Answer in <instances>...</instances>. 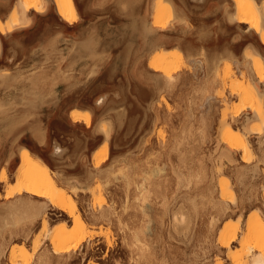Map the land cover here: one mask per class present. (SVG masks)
I'll list each match as a JSON object with an SVG mask.
<instances>
[{
  "label": "rangeland",
  "instance_id": "1",
  "mask_svg": "<svg viewBox=\"0 0 264 264\" xmlns=\"http://www.w3.org/2000/svg\"><path fill=\"white\" fill-rule=\"evenodd\" d=\"M7 1L10 9L2 13L0 6V21L8 23L16 0ZM123 1L133 2L127 3L132 9ZM184 1L198 9L199 2ZM255 1L260 4L263 0ZM74 2L77 11L70 24L60 19L52 0H42L35 3L42 13L28 12L27 25L5 26L6 32L13 30L0 35V104L5 106L0 112V170L4 168L6 174V180L0 182V211L18 197L13 193L4 198V194L17 182L19 152L26 148L48 166L51 177L68 196L69 212L84 224L78 235H84V241L68 253H53L52 227L61 224L74 232L76 224L67 211L48 207L45 227L41 218L0 226V264H36L41 254L48 257L49 264H235L238 256L242 264H251L256 252L263 254L257 246L264 238V172L263 178L256 177L257 170L248 164L256 159L250 134L257 132L262 138L259 149L264 146V132L259 133L258 128L264 119V96L257 101L261 106L257 120L252 111L256 102L250 100L256 105L241 110L246 95L236 89L245 83L252 91L264 92V79L260 85L250 77L249 55H245L250 47L241 40L245 27L237 28L224 18L219 44L223 48L198 49L195 33L211 20L193 17L187 21L192 32L188 41L194 48L164 54L165 63L154 72L150 64L156 65L162 54L150 53L151 34L142 38L136 29L144 22L152 33L158 30V36L181 33V29L174 30L179 22L169 0ZM223 3L227 12H234L230 0ZM117 5L125 9L119 13L130 18L119 16ZM130 23L136 32L129 37ZM149 25L157 28L152 30ZM230 34L240 40L227 49ZM87 39L91 41L89 51L82 47ZM40 69L48 74L42 70L41 88L30 91L27 77ZM260 76L264 78V69ZM73 109L85 112L78 123L69 117ZM9 122L14 127L9 128ZM31 125L43 132L41 140L34 137ZM228 127L241 134L245 150L230 148L223 141ZM239 151L242 163L233 154ZM94 152L104 164L98 167H109L110 173L103 168L107 175L102 178L93 177ZM21 193L28 204L43 202ZM102 209L109 212L110 219H95L93 215ZM177 210L191 216L190 225L182 227L184 232L179 229L183 233L176 232L172 221V212ZM255 217L263 227L250 224ZM234 226H238L235 241L222 247V233ZM21 251L24 257L18 256Z\"/></svg>",
  "mask_w": 264,
  "mask_h": 264
},
{
  "label": "bare ground",
  "instance_id": "2",
  "mask_svg": "<svg viewBox=\"0 0 264 264\" xmlns=\"http://www.w3.org/2000/svg\"><path fill=\"white\" fill-rule=\"evenodd\" d=\"M37 1H42V0H16V3H15V5H14V7H13V9H12V11H11V14H12V16H10V18H11V20L10 21H8V23L5 21V22H1L0 21V33H5L6 31H5V26L6 27H9V28H13V27H15V26H17V25H19V26H25V25H27L30 21V18H28V16H27V10L28 9H30V8H33V9H35V7L37 6L35 3L37 2ZM53 1V4H54V6H55V9H56V11H57V14L60 16V18L64 21V22H66V23H72V21H73V19H72V17H74L75 15H76V6H75V3H74V0H52ZM129 1H131V0H129ZM133 1V0H132ZM152 1H154V0H152ZM167 1V0H166ZM237 5H236V11H237V15H240L239 16V20H238V22L239 23H245V24H247L248 25V28L250 29V28H253L254 30H256L258 33H259V35H260V39H261V41H262V43L264 44V2H262V4L261 5H258V4H256V2L254 1V0H233ZM264 1V0H263ZM135 2V1H134ZM151 2V1H150ZM194 2V1H193ZM205 2V1H204ZM119 3H121V2H119ZM123 3H126V5L127 6H129L130 7V5H128L127 3H132V4H134L133 2H128V1H126V2H124L123 1ZM152 4H154V3H152ZM120 5V4H119ZM119 5H117V6H119ZM124 7L125 9H126V7H125V5L123 4H121V7ZM150 6H152L151 5V3H150ZM154 6V5H153ZM120 7V6H119ZM118 7V8H119ZM120 7V9L121 10H118V9H116V10H118V13H119V11H125V9H122ZM131 9H132V6L130 7ZM129 11H131V9H129V8H127ZM36 10V9H35ZM123 11V13H125ZM128 11V12H129ZM115 12H117V11H115ZM117 13V14H118ZM119 14H121V13H119ZM130 14H131V17H132V13L130 12ZM129 14V15H130ZM119 16H122V14L121 15H119ZM123 16H125V17H129L130 18V16H126V14H123ZM122 16V17H123ZM134 18V17H133ZM136 18H138V17H136ZM140 19H142V17H140ZM132 20V19H131ZM130 20V21H131ZM135 20V18L133 19V21ZM143 20V19H142ZM143 21H146V20H143ZM135 22V21H134ZM140 22V21H139ZM126 23H128V20H127V22ZM133 23V22H132ZM132 23H130L131 24V32L129 33V37H130V35H131V33H133L132 31H134V30H132ZM148 23V22H147ZM151 23V22H150ZM129 24V23H128ZM142 24V25H141ZM140 25H139V28H140V30H138V29H136L139 33H138V35H140L142 38L143 37H145L146 35H149V34H151L152 33V31L150 30V28H148V27H146V25H145V23L144 22H142ZM153 24V23H152ZM122 26H125L124 24H121ZM127 27H128V25H126ZM149 26H151V25H149ZM121 28V27H120ZM123 28V27H122ZM138 28V27H137ZM153 28V29H152ZM155 28H157V26L156 25H153V26H151V29L152 30H154ZM129 29V28H128ZM134 29V28H133ZM163 29H165V28H163ZM160 30H161V28H160ZM157 31V30H156ZM163 31V30H162ZM134 32H136V31H134ZM156 33V32H155ZM163 33V32H162ZM161 33V34H162ZM122 34V33H121ZM120 34V35H121ZM124 34V33H123ZM127 34V33H126ZM125 34V35H126ZM128 36V35H127ZM140 36H138V37H140ZM166 35H162V36H159V37H157V40L156 41H159L158 43H161L162 41H164L165 40V37ZM123 37V36H122ZM121 37V38H122ZM140 37V38H141ZM155 37H156V35H155ZM159 38V39H158ZM168 38V37H167ZM134 39V38H133ZM138 39V38H137ZM146 39V38H145ZM88 40V39H87ZM85 40L86 42L83 44L82 42V44H83V47L85 48V49H89V47H90V41L88 40ZM139 40V39H138ZM129 41V40H128ZM145 41H147V40H145ZM145 41H143V42H145ZM148 41H150L149 42V44H148V46H149V51H150V53H160V54H162V56H160V58H159V60H158V63L156 64V65H154L153 63H151L150 65H151V68L154 70V72L155 71H158V70H161V68H162V66H163V64L165 63V60L167 59V57H165V55L164 54H169V53H177L178 52V50H176V48H170V49H164V48H162V44H157L156 43V41L153 39V43L151 42V40H148ZM111 42V41H110ZM113 42V41H112ZM130 42V41H129ZM142 42V41H141ZM140 42V43H141ZM134 43H136V42H134ZM145 43H147V42H145ZM130 44H132V43H130ZM142 44V43H141ZM140 44V45H141ZM137 45H138V43H137ZM140 45H138V46H140ZM143 46L145 45V44H142ZM142 45H141V47H140V50H143V48H142ZM147 45V44H146ZM137 46V47H138ZM111 48V47H110ZM131 48V47H130ZM142 48V49H141ZM127 49V48H126ZM111 50V49H110ZM140 50H138V51H140ZM147 50H148V48H147ZM156 50H159L158 52L156 51ZM87 51V50H86ZM135 51V50H134ZM149 51H146V53L147 52H149ZM177 51V52H176ZM131 52V51H130ZM143 52V51H142ZM145 53V52H144ZM150 53H148V54H150ZM153 53V54H154ZM89 54V53H88ZM143 54V53H142ZM128 55H129V53H128ZM127 55V56H128ZM144 55V54H143ZM147 55V54H146ZM246 56L247 55H249V56H247L248 57V60H249V63H250V59L252 60V63H253V68H254V71H255V74H256V76H257V78H258V80L260 81V82H263V77H261L260 75H262L263 74V69H264V65H263V61L259 58V57H255V56H252L249 52H248V54H245ZM91 56V55H90ZM126 56V57H127ZM96 58H97V56H96ZM95 59V58H94ZM126 59H128V58H126ZM132 60V59H131ZM109 62V61H108ZM134 63H135V61H134ZM216 63V62H215ZM105 64V63H104ZM112 64V63H111ZM129 64V63H128ZM108 65V64H107ZM110 65V64H109ZM135 65H137V64H135ZM124 66V65H123ZM122 66V67H123ZM139 66V65H138ZM138 66H135V68L136 67H138ZM213 66H215L214 65V63H213ZM95 67V66H94ZM110 67V66H109ZM43 68V67H42ZM96 68V67H95ZM115 68V67H114ZM45 69H47L48 70V68H45ZM43 69H40V72H33L32 74H31V76H30V81H31V90L30 91H36V89L37 90H39L41 87V83H43V81L41 82L40 80H42L41 79V77L43 78V76H44V74L43 73H45V75L46 74H48V73H46V71L45 70H43L44 72L42 73L41 71H42ZM110 70V69H109ZM137 70H138V68H137ZM213 70V69H212ZM5 71V70H4ZM3 71V72H4ZM111 71V70H110ZM124 71V70H123ZM122 71V72H123ZM130 71H133V70H131L130 69ZM142 71V70H141ZM215 71V70H214ZM3 72H2V74H3ZM54 72V71H53ZM128 72V71H127ZM95 73V72H94ZM133 73V72H132ZM146 73V72H145ZM1 74V76H2V78L4 77L3 75ZM18 74V73H17ZM42 74H43V76H42ZM52 74H54V73H52ZM92 74V73H91ZM90 74V75H91ZM139 74V73H138ZM150 74V73H149ZM5 75H6V73H5ZM141 75V74H140ZM147 75H148V73H147ZM7 76V75H6ZM50 76V75H49ZM139 76V75H138ZM8 77V76H7ZM11 77V76H10ZM10 77H9V79H10ZM13 77V79L16 77V76H12ZM11 77V78H12ZM124 77V76H123ZM126 77V76H125ZM129 77V76H128ZM144 77H146L145 75H144ZM160 77V76H159ZM158 77V79H160ZM28 78V77H27ZM131 78V77H130ZM132 78H134V77H132ZM137 77H135V79H136ZM143 78V77H142ZM5 79H6V77H5ZM8 79V78H7ZM44 79V78H43ZM57 79H59V78H57ZM56 79V80H57ZM125 79V78H124ZM134 79V80H135ZM144 79V81H145V78H143ZM148 79V78H147ZM165 79V78H164ZM28 80V79H27ZM137 80H140V77H139V79H137ZM150 80V79H149ZM165 80H167V79H165ZM0 81L2 82V80L0 79ZM6 82V80H3V82ZM128 81V80H127ZM142 81V80H141ZM140 81V82H141ZM144 81H143V83H144ZM162 81V80H161ZM47 82V81H46ZM162 82H164V81H162ZM168 82V81H167ZM146 83V82H145ZM149 84V83H148ZM165 84H167L166 82H165ZM46 85V84H45ZM47 85H48V83H47ZM164 85V84H163ZM168 85V84H167ZM171 85V84H170ZM264 85V84H263ZM169 86V85H168ZM253 86V85H252ZM165 87V86H164ZM167 87V86H166ZM151 88H152V86H151ZM253 88V87H252ZM255 88V87H254ZM253 88V89H254ZM153 89V88H152ZM165 89V88H164ZM237 91V93H239V92H242L243 94H245L246 95V97L244 98V102H243V108H241V110H244L245 108H249V110L250 109H252L251 107L252 106H255L256 104V106H255V109H252V111H253V113H254V118L255 119H257V120H260V108H261V106H260V104L258 103L260 100V97L262 98L263 96H264V92H257L256 90L255 91H252V89L250 90V84H245L244 83V85L241 83L240 85H237V89H236ZM161 91V90H160ZM159 91V92H160ZM155 93V92H154ZM153 93V94H154ZM32 94V93H31ZM111 94V93H110ZM108 95V94H107ZM112 95V94H111ZM114 95V94H113ZM35 96V95H34ZM109 96V95H108ZM118 96H120V95H118ZM161 96V95H160ZM31 97V96H30ZM258 97V98H257ZM36 98V97H35ZM115 98V97H114ZM159 98V97H158ZM162 98V97H161ZM25 99H27V98H25ZM108 99V98H107ZM117 99H119V98H117ZM250 100H252L251 102H253L254 101V103L256 102V104H251L250 103ZM259 100V101H258ZM27 101V100H26ZM110 101V100H109ZM118 101V100H117ZM258 101V102H257ZM27 102H29V101H27ZM111 102V101H110ZM31 103L32 102H30L29 104L31 105ZM107 103V102H106ZM118 103V102H117ZM25 104H27V103H25ZM28 104V105H29ZM33 105V104H32ZM35 105V104H34ZM5 106H3V104L1 103L0 104V112L2 113V112H4V108ZM32 107H34V106H32ZM31 111H29L28 113H30ZM34 112V111H33ZM5 113H6V111H5ZM27 113V114H28ZM32 113V112H31ZM30 113V114H31ZM83 113H85V112H81V111H78V110H72L70 113H69V117H70V119H71V121L72 122H77V121H79V120H81V117H82V114ZM4 114V113H3ZM27 114H25V115H27ZM122 114V113H121ZM21 115V114H20ZM24 115V114H23ZM32 115V114H31ZM28 116V115H27ZM122 116H123V114H122ZM8 117V116H7ZM115 117H117V116H115ZM23 118H24V116H23ZM18 120H20L19 118H18ZM17 120V121H18ZM115 122H116V120H115ZM102 123V122H101ZM7 124V123H6ZM15 124H16V122H15ZM38 124V123H37ZM36 124V126H37V128H39V126ZM14 125V124H13ZM13 125H11V123L9 122L8 124H7V126L10 128L11 126H13ZM17 125H18V123H17ZM16 125V126H17ZM117 125V124H116ZM32 126V125H31ZM6 127V126H5ZM14 127V126H13ZM35 126H32V128H34ZM35 129L34 130V134H35V138H36V136L38 137L39 135H40V133L42 132V131H39L38 129ZM100 128H101V126H100ZM259 133L260 132H264V119H262L261 120V123H260V125H259ZM5 129V128H4ZM32 131V130H31ZM33 132V131H32ZM104 132H108L107 130H105ZM42 134V136H43V132L41 133ZM105 134V133H104ZM105 136V135H104ZM106 136H108V135H106ZM40 137L41 136H39L38 137V140L40 139ZM43 137H41V139H42ZM222 138H223V141L224 142H226L228 145H229V147L230 148H236V149H242V150H245L246 149V146H245V143H244V141H243V139H242V137H241V134L238 132V131H236V130H234V129H232V128H230V127H228L227 128V130H226V132L223 134V136H222ZM40 139V140H41ZM58 148H56V151L55 152H57L58 153ZM181 150V149H180ZM64 152V151H63ZM56 153V154H57ZM59 153H60V150H59ZM96 153L97 152H94L93 153V159L95 160L94 162H95V165L93 166L92 165V169H93V177H101L102 178V176H103V174H105V175H107L106 173H104V170H103V168H105V167H103L102 168V166H104V164H102L101 162H99V161H97V158H96ZM180 153H183V152H181L180 151ZM184 156V155H183ZM3 159H5L6 160V158H3ZM184 159H185V157H184ZM1 160V159H0ZM19 160H20V162H19V165H18V167H17V182L16 183H13V184H11V186H9V191L8 192H6L5 194H4V198H9L10 197V195L11 194H13V193H15L18 197L15 199V200H12V202H10V203H6V204H4L5 206H2V210L3 211H0V226H3L4 224H8V223H11V224H15L16 225V223H21L22 221L23 222H27L28 221V223H31V222H34V221H36L38 218H41V222H42V225L43 224H45L48 220V216L46 215V209L48 208V207H51V208H54V209H58V210H60V211H62V212H65V211H67L68 213H69V216L71 217V218H73V221H74V224H76L75 226H76V230L74 231V232H69L71 229L69 228H66V226L65 225H61V224H59V225H56V226H54V227H52V229L50 230L51 231V234H52V237H51V245H52V252L53 253H55V254H62V253H68L69 251H71V250H73V249H75L81 242H83L84 241V235L83 236H78L79 234H81V233H83V231H84V224H83V222H82V220L80 219V217H78V216H73V213L72 212H69L70 211V207L69 206H71V204H70V200H69V198H68V196H66V194H65V192H64V190L63 189H61L57 184H56V182L54 181V179L51 177V175H50V173H49V169H48V166L46 165V164H44L41 160H39V159H36V158H34V157H32V155L30 154V152H29V150L28 149H26V148H22L21 150H20V152H19ZM181 160V159H180ZM109 161V160H108ZM116 161V160H115ZM110 162L111 161H109V164H110ZM182 162V161H181ZM102 164V166H100V167H98L99 165H101ZM112 163V162H111ZM184 163V162H183ZM111 165V164H110ZM109 165V166H110ZM181 165V164H180ZM106 166V165H105ZM1 168V167H0ZM107 168L109 169V167H108V165H107ZM112 168V167H111ZM110 168V169H111ZM180 168V167H179ZM108 169L106 170V168H105V171H108ZM140 169V168H139ZM173 169V168H172ZM177 169V168H176ZM180 170V169H179ZM109 172V171H108ZM178 171H176V173H177ZM110 173V172H109ZM174 173H175V171H174ZM173 173V174H174ZM102 175V176H101ZM179 175H181V174H179ZM178 175V176H179ZM181 177V176H180ZM189 177V176H188ZM191 177V176H190ZM182 178V180H184V177L182 176L181 177ZM6 180V174H5V170H4V168H2L1 170H0V182H3V181H5ZM184 181H191V180H189V178L186 180V178H185V180ZM151 182V181H150ZM150 182L148 181V183H149V185H150ZM147 183V182H146ZM145 184V183H144ZM160 184V183H159ZM188 184V183H187ZM151 185H153V184H151ZM144 187H146V185L144 186ZM148 187V186H147ZM144 188H142V190H143ZM149 189H150V187H149ZM21 191L23 192V193H26V194H29V195H33V196H35V197H38V198H41V199H43V202L41 203V204H38V205H33V204H28L27 202H26V200L24 199V197L23 196H21L22 195V193H21ZM145 191H147V190H145ZM147 192H149V191H147ZM195 199H193L192 200V206H193V201H194ZM189 200H187V202H188ZM190 201H191V199H190ZM30 203V202H29ZM196 203H194V205H195ZM184 206V205H183ZM181 205L179 206V208L178 209H180V211L182 210L181 208H183V207H181ZM102 208V207H101ZM100 208V209H101ZM104 208V207H103ZM187 208V207H186ZM194 208H195V206H194ZM193 208V209H194ZM107 209H109V208H107ZM185 209V208H184ZM190 209V208H189ZM197 208H195V210H196ZM95 211V210H94ZM176 211V210H175ZM177 211H179V210H177ZM172 212L173 213V223H175V226L177 227V233L181 230V229H183L182 227L184 226V228H185V226L186 225H190V224H188V220H189V218L188 217H191V216H186L184 213H182V212ZM185 211V210H184ZM183 211V212H184ZM190 211V210H189ZM189 211H187V212H189ZM193 211V210H192ZM185 213H186V211H185ZM253 213V212H252ZM187 215H188V213H186ZM189 214H190V212H189ZM92 215H93V213H92ZM109 212L107 211V210H104V209H102V210H100L98 213L96 212L93 216L95 217V219L96 218H100V219H106L107 220V218H109ZM110 219V218H109ZM40 220V219H39ZM216 221V220H215ZM191 222V221H190ZM189 222V223H190ZM255 224V225H257L258 223H260V225L262 226V221H261V219L259 218V217H255V221H250V224ZM257 223V224H256ZM10 224V225H11ZM171 225V224H170ZM44 226V225H43ZM173 226V229H174V225H172ZM45 227V226H44ZM176 227H175V229L174 230H176ZM179 227V228H178ZM180 227H181V229H180ZM256 226H254V225H250V228L251 229H253V228H255ZM263 227V226H262ZM186 228H190V227H186ZM230 228V227H229ZM237 228H238V226H234V228H232V229H230V232L227 230V229H225L224 230V232L222 233V236L220 237V241L222 242V247L224 246V247H229V245H230V243L232 242V241H235V237H236V232H237ZM180 229V230H179ZM179 230V231H178ZM184 230L185 229H183V232H184ZM187 230V229H186ZM48 231V230H47ZM49 231V232H50ZM73 231V230H72ZM181 233H183L182 231H180ZM179 232V233H180ZM24 233V232H23ZM26 233H28V232H26ZM50 234V235H51ZM28 235V234H27ZM224 240V241H222V240ZM261 240V239H260ZM34 248L36 249L37 248V245H34ZM257 248L259 249V251L262 253L263 252V254H260V253H258V252H256L257 254H254V256H253V258L251 259L252 261H251V264H264V238H263V240L261 241V244L260 245H258L257 246ZM48 250V249H47ZM49 252H51V251H49ZM2 254H3V251H2ZM40 255V254H39ZM47 255V254H46ZM239 255H241V254H239ZM18 256H20V257H24L25 256V253L23 252V251H21V253L18 255ZM49 256V255H48ZM51 256V255H50ZM39 257V256H38ZM41 257V258H40ZM39 258V262L38 263H36V264H44V263H47V264H49L50 263V260L48 259V257H46V256H42V254H41V256H40ZM16 258V256H13V258L11 259V263H13ZM38 259V258H37ZM36 259V260H37ZM47 259L49 260L48 262H47ZM51 259V258H50ZM35 260V261H36ZM55 259H52V262L54 261ZM37 262V261H36ZM234 262H235V264H242L241 263V257L240 256H238L237 258H235L234 257ZM94 264V263H93Z\"/></svg>",
  "mask_w": 264,
  "mask_h": 264
},
{
  "label": "crops",
  "instance_id": "3",
  "mask_svg": "<svg viewBox=\"0 0 264 264\" xmlns=\"http://www.w3.org/2000/svg\"><path fill=\"white\" fill-rule=\"evenodd\" d=\"M169 1L172 3V5L174 7L176 18L178 19V22H179L176 24L174 30L181 29L182 32L179 33L177 36H174V37L173 36L171 37L170 35L166 34L165 40L162 41L161 43H158L159 41H156V40H157V37H159L157 34V33H159V31L157 30L156 33H151V42L154 39L157 44H162V48H164V49H170V48L191 49V48H194L192 43L190 41H188V39H190V35L192 34V32L189 31V29L191 27H190V24L188 23V21L191 20L193 17H197L200 21H203V19H205V20H211V22L210 23H207V22L202 23L201 24L202 27H200L196 33L194 32L197 35L196 36L197 41L195 42V44H197L196 48L206 49V50L222 49L223 47L220 46L219 44H222L223 32L221 30V27H222V23H223L224 18H225L230 23L234 22L236 24L237 28L245 27V29H244L245 33L241 37V40H246V46L250 47V54L252 56L259 57L263 61V65H264V44L262 43V41L260 39V35L253 28L249 29L247 24L238 22V20L236 19V17H237L236 4L233 0H230L234 6V12H232V13H229L226 11V9L224 8L223 0H190L192 2L194 1L195 3L199 2L198 6H197L198 9H195L196 7H194V6L192 7L190 4H187L184 0H182V1L178 0L177 2L175 0H169ZM8 2L9 1H7V0H2V3L0 5L2 13L9 11L10 5ZM262 2H264V1H262ZM262 2L258 5H261ZM30 11H33L34 13H42L44 10L37 11L33 8H30L27 10V13ZM76 11H77V8H76ZM56 13H57V11H56ZM227 21H225L226 24H230ZM67 24H70V23H67ZM13 29H11L10 31H7L6 33H10ZM6 33H0V35H4ZM155 34H157L156 37H155ZM88 40L90 41V39H88ZM239 40H240V38L238 37V35L237 36L235 35V37H234L233 34H230V36L228 37V42H227L229 45L225 48H227V49L234 48V45L238 44ZM82 47H83V45H82ZM85 50L89 51L90 47H89V49H85ZM30 76L31 75H29L28 78H30ZM42 76H43V74H42ZM250 77L256 83H258V84L262 83L258 80V78L255 74V71L253 68V63H252L251 59H250ZM43 78H44V76H43ZM43 78L41 77V79H42V80H40L41 82L43 81ZM73 110H77V109H73ZM78 111H80V110H78ZM80 121L81 120H79L77 122H73V123H78ZM84 125L88 126L86 123H84ZM247 128H250V123L247 125ZM250 140L253 142V145H254L253 146L254 156L256 157V159L254 161L250 162V164H248V166L251 169L257 170L258 174L255 175L256 177L263 178L262 172H264V146H262L259 149V145H258V142L261 141L262 138L259 136V134L257 132H255L253 134H250ZM233 154L235 155V157L239 163L243 162L242 161V151L241 152L239 151L237 153L233 152Z\"/></svg>",
  "mask_w": 264,
  "mask_h": 264
}]
</instances>
